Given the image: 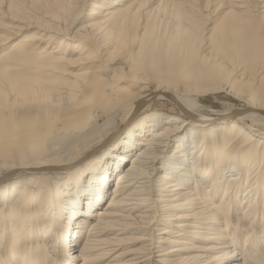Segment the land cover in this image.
I'll use <instances>...</instances> for the list:
<instances>
[{
	"label": "bare ground",
	"instance_id": "1",
	"mask_svg": "<svg viewBox=\"0 0 264 264\" xmlns=\"http://www.w3.org/2000/svg\"><path fill=\"white\" fill-rule=\"evenodd\" d=\"M258 220L264 0H0V264H264Z\"/></svg>",
	"mask_w": 264,
	"mask_h": 264
},
{
	"label": "rangeland",
	"instance_id": "2",
	"mask_svg": "<svg viewBox=\"0 0 264 264\" xmlns=\"http://www.w3.org/2000/svg\"><path fill=\"white\" fill-rule=\"evenodd\" d=\"M176 2H180V1H184V0H175ZM31 34V33H30ZM218 108H219V105H218ZM226 182H224V184H225ZM239 185H242V183H239L237 186H239ZM221 200V198L220 199H218V201H217V204H219L220 201ZM239 201H241V200H239ZM240 205V204H239ZM247 204L246 205H243V206H241V207H239V210H237V215L238 216H236L235 218L238 220V222H236L235 223V225H238V229H240V228H244V229H247L248 230V225L250 226L251 225V217H248V218H245V216H243V214L245 213V211L247 210ZM238 207V206H237ZM249 209V208H248ZM260 223H259V220L258 221H255V223H254V226H256L257 225V229H258V232L256 233V238H258V241H259V238H260V236H263L264 237V233L262 234V228L264 227V225H259ZM233 228V227H232ZM261 229V230H260ZM84 234H85V232H84ZM262 234V235H261ZM43 245H45L44 247H43V251L42 252H44V256H43V258H42V261H44V257H48V258H50L49 260H47V261H49L50 262V264H58V263H56L57 262V259H56V257L55 256H53V254H52V251L50 250L51 249V247H47L48 246V243H45V244H43ZM199 246H202V245H200L199 244ZM241 246H243V243H242V240H241ZM79 247H80V245H79ZM126 247H129L128 249H135V248H137L138 246H137V244H130V245H127ZM120 252H122V251H118L117 253H120ZM75 254H78V250L76 251V252H74V253H71V256H73V255H75ZM211 256V255H210ZM212 257H215L214 255L213 256H211V258ZM48 258H45V259H48ZM65 258H64V256H63V258H62V260L61 261H63ZM62 263V262H61ZM49 264V263H48ZM78 264V263H77Z\"/></svg>",
	"mask_w": 264,
	"mask_h": 264
}]
</instances>
